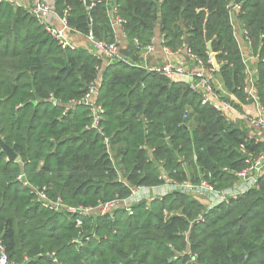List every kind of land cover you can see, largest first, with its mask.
Returning <instances> with one entry per match:
<instances>
[{
  "label": "trees",
  "instance_id": "1",
  "mask_svg": "<svg viewBox=\"0 0 264 264\" xmlns=\"http://www.w3.org/2000/svg\"><path fill=\"white\" fill-rule=\"evenodd\" d=\"M231 1L117 0L125 52L140 61L159 27L170 49L187 46L208 62L207 36L217 53L215 73L244 100ZM235 1L243 3L237 19L259 56L264 106V0ZM54 5L78 32L117 40L104 0L92 7L84 0ZM97 78L100 128L88 106L67 110ZM0 138L18 155L10 160L0 144V236L11 264H264V174L258 188L211 209L180 191L140 201L132 214L121 206L78 218L41 204L35 189L67 207L97 208L134 187L162 183L163 173L225 189L263 142L202 104L183 80L122 60L106 63L93 48H64L10 0H0Z\"/></svg>",
  "mask_w": 264,
  "mask_h": 264
},
{
  "label": "built area",
  "instance_id": "2",
  "mask_svg": "<svg viewBox=\"0 0 264 264\" xmlns=\"http://www.w3.org/2000/svg\"><path fill=\"white\" fill-rule=\"evenodd\" d=\"M101 1V0H100ZM107 6V12L110 22L113 27L122 26L125 23V19L120 15L117 0H104ZM242 1H231L228 5V10L232 16V20L237 19V15L242 9ZM30 13L36 16L42 23L46 25L47 30L53 38H55L60 45L64 48L75 46L73 45L70 35L74 32H78L76 29L70 27L66 21V18L61 17L55 10L54 2L48 0H30L29 4L24 5ZM58 16L61 20L62 27H54L49 23L50 18ZM244 34L246 40L250 43L249 32L244 27ZM88 38L91 42L93 51L105 60L106 63H112L118 60H122L126 63L137 64L140 67L145 68L148 71L159 72L171 77L172 79H179L185 81L190 89L201 96L202 104L212 105L216 110L223 112L228 116L227 112L232 108L231 104L223 100L215 86L214 77L216 72V66L212 63L211 59L206 62L201 56L194 53L187 46L179 48L183 50L186 47L187 54L192 61L191 64H184L174 62L173 60H166L163 63H148L146 61H133L130 56L125 55L120 48V44L117 41H108L104 39H97L90 32ZM163 43H165L164 36L162 35ZM135 44L139 46V41L135 40ZM154 40L144 47L143 51H151L154 49ZM164 50L168 55L173 53L167 45L164 44ZM259 56L254 54V59L258 60ZM257 63V62H256ZM245 64V81L243 86V92L246 95L247 101L255 104L261 112H264V106L261 101V96L258 87V65L251 64L248 60H244ZM101 84V78H97L93 81L88 92L78 101H73L67 108V110H73L78 105L88 106L93 115V126L100 128V120L102 118L103 107L97 103V97L99 87ZM263 119H255L252 124L259 126L263 123ZM253 137V136H249ZM108 144V139L106 138ZM263 149L260 154L253 159H247V165L242 170L237 172L238 181L225 189H218L213 183L207 179H203L200 183L195 184L191 180H184L179 182L166 173L161 176L162 183L154 186H138L132 188L131 194L124 199H116L100 204L97 208L91 207H67L61 198H51L45 191V189H35L39 201L41 204L50 210L61 211L67 210L71 215L78 218H85L89 214L98 212L100 214L112 213L118 207H125L129 213H133V205L140 201H151L154 198L162 197L173 191H180L182 193L189 194L198 200L205 199L207 209H211L219 203L230 202L233 199H237L246 191L252 188H258L260 184V177L264 174V140ZM23 179V175L19 176ZM24 185L30 186L28 181H23ZM55 252H48L47 256L54 257ZM54 261L58 262V259L54 257ZM0 264H11L9 255L6 251V246L3 239L0 236Z\"/></svg>",
  "mask_w": 264,
  "mask_h": 264
},
{
  "label": "crops",
  "instance_id": "3",
  "mask_svg": "<svg viewBox=\"0 0 264 264\" xmlns=\"http://www.w3.org/2000/svg\"><path fill=\"white\" fill-rule=\"evenodd\" d=\"M18 5H26L29 4L30 0H10ZM50 2H54V0H48ZM59 15V14H58ZM60 16V15H59ZM49 23L54 27H62L61 20L58 16H53L50 18ZM235 36L240 46V50L242 53L243 60H248L251 64L257 65V59H254V53L251 49L250 43L246 40L244 34V25L236 19L233 21ZM115 33L117 37V42L122 44L126 42L123 27L115 26ZM70 39L75 47H83L87 49H91L92 45L87 35L82 34L80 32H74L70 35ZM154 49L151 51H142L140 61H146L148 63H163L166 60L170 59L174 62L191 64V60L187 54L186 47L183 50H173L171 55H168L164 50V43L162 34L160 32L159 27L156 30V34L154 37ZM215 86L218 90L220 97L223 100L228 101L232 108L228 110L227 114L229 120H232L238 124H241V127L247 131L249 136L256 137L260 141L264 140V121L261 125L255 126L252 124V121L255 119H263L264 120V112H261L258 107L247 99H241L235 92L230 90L225 82L224 76L217 72L214 77ZM201 202L204 205L207 203L203 199Z\"/></svg>",
  "mask_w": 264,
  "mask_h": 264
},
{
  "label": "water",
  "instance_id": "4",
  "mask_svg": "<svg viewBox=\"0 0 264 264\" xmlns=\"http://www.w3.org/2000/svg\"><path fill=\"white\" fill-rule=\"evenodd\" d=\"M100 0H84L85 5L87 7H92L95 3L99 2ZM206 42H207V48H208V52L210 54V59L212 61V63L214 64V66H216V70L219 71L220 67L217 61V53L214 52L213 47H212V41L206 36ZM189 43V39L188 37L186 38V44ZM120 44V43H119ZM0 144L3 148V150L7 153L8 157L10 160H15L18 155L15 153V151L4 142V140L2 138H0Z\"/></svg>",
  "mask_w": 264,
  "mask_h": 264
},
{
  "label": "rangeland",
  "instance_id": "5",
  "mask_svg": "<svg viewBox=\"0 0 264 264\" xmlns=\"http://www.w3.org/2000/svg\"><path fill=\"white\" fill-rule=\"evenodd\" d=\"M125 46H126L125 43L120 44V48L122 49L121 51H122L125 55H128V56L132 57V55H131L130 53L127 54V52H125V49H124ZM190 124L193 125V122H190ZM203 200L206 201L205 199H203ZM207 205H208V203H207Z\"/></svg>",
  "mask_w": 264,
  "mask_h": 264
}]
</instances>
